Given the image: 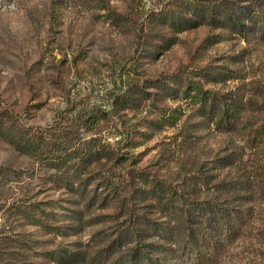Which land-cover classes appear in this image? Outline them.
<instances>
[{"label": "rangeland", "instance_id": "1", "mask_svg": "<svg viewBox=\"0 0 264 264\" xmlns=\"http://www.w3.org/2000/svg\"><path fill=\"white\" fill-rule=\"evenodd\" d=\"M220 2L264 17V0H0V264L193 263L191 200L249 209L218 264H264V34L195 10ZM204 96L239 105L230 129Z\"/></svg>", "mask_w": 264, "mask_h": 264}, {"label": "trees", "instance_id": "2", "mask_svg": "<svg viewBox=\"0 0 264 264\" xmlns=\"http://www.w3.org/2000/svg\"><path fill=\"white\" fill-rule=\"evenodd\" d=\"M206 6V7H205ZM202 8V11L199 9ZM210 7V17H212V21L214 23H220L226 26L234 27L235 30L240 32L246 26L243 22L246 17H250L253 20L254 24H260L259 30L262 34H264V17L260 18L259 12L255 10V8L251 7L250 5L239 7L237 4L233 3H226L220 2L218 5L213 3L210 4H200L195 7V10L198 13L202 14V17L206 14L208 8ZM215 15H218L222 19L215 18ZM181 16L177 15L173 17L174 26L176 27H183L190 26V25H198L199 21L196 19L189 18L188 23L180 19ZM205 18V17H204ZM184 23V24H183ZM203 102L209 104V112L210 115L214 118L218 116L217 120H215L217 127L223 129H230L232 121H235V117L239 115V105L232 102L231 105H226L224 111L222 113L217 112L216 108V101L215 96L209 97L204 96ZM98 122V119L95 120ZM145 133V132H144ZM24 141V146L28 148H33L37 153L42 154L45 156L47 161H55L60 156H62V149L60 145H55L50 151L46 152L42 145L37 146V142H43L42 136L40 132H29L27 130L23 131V135L21 137ZM56 151H59L58 155ZM111 153V150H106L105 148L97 149V152H93L88 154L87 161L97 159L96 156L93 154L96 153ZM76 169V168H75ZM84 185H86V181L84 180ZM188 203L186 209V217L185 224L183 222L182 230L187 232V238L184 244V248L187 249L188 255L193 258L194 262H189V260H185L182 256H180L182 262L177 261L175 263H168V264H218L221 257L225 253L227 249V245L232 243L236 237L242 232L244 228V222L251 216V211L249 209L237 208L234 206L222 205L217 202L209 201V200H191ZM39 209L37 207H32V210ZM45 214V219L47 218V213ZM48 219V218H47ZM152 229L155 230L156 233H162L157 226L152 225ZM162 230H165L164 234H168L170 237L169 232L171 229L168 227H163ZM132 233V231L127 232V235ZM165 237V236H164ZM72 258L73 259H80L77 258L80 256L81 258L84 256L82 252H73ZM143 255H145L143 247H136L132 253V259L134 263H139L142 260ZM104 258H90L92 259L93 263L95 264H105L106 255L103 256ZM145 264H149L148 259ZM112 264V263H110ZM150 264H157L151 262ZM167 264V263H166Z\"/></svg>", "mask_w": 264, "mask_h": 264}]
</instances>
